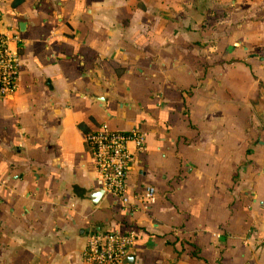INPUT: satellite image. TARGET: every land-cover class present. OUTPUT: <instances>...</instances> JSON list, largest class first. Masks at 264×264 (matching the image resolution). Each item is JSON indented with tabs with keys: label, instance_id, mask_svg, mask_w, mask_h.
Segmentation results:
<instances>
[{
	"label": "crops",
	"instance_id": "1",
	"mask_svg": "<svg viewBox=\"0 0 264 264\" xmlns=\"http://www.w3.org/2000/svg\"><path fill=\"white\" fill-rule=\"evenodd\" d=\"M0 34V264L129 229L131 264H264V0H0ZM101 123L144 133L126 203L88 196Z\"/></svg>",
	"mask_w": 264,
	"mask_h": 264
},
{
	"label": "built area",
	"instance_id": "2",
	"mask_svg": "<svg viewBox=\"0 0 264 264\" xmlns=\"http://www.w3.org/2000/svg\"><path fill=\"white\" fill-rule=\"evenodd\" d=\"M18 58L7 48L0 34V96L13 92L16 87ZM136 149L144 147V133L136 127L128 130L110 129L101 123L85 134V144L90 152L97 179L103 191L127 202L125 175L132 161L127 142ZM134 231H89L86 236L84 258L92 264H119L132 247Z\"/></svg>",
	"mask_w": 264,
	"mask_h": 264
},
{
	"label": "water",
	"instance_id": "3",
	"mask_svg": "<svg viewBox=\"0 0 264 264\" xmlns=\"http://www.w3.org/2000/svg\"><path fill=\"white\" fill-rule=\"evenodd\" d=\"M264 102V101H263ZM257 114L260 118V120L264 123V103H263V107L257 111ZM92 192H90V195L88 196H93V197H99V195L102 193V189L101 188H97V189H92L90 190ZM94 199V198H93ZM133 259L132 254H126L122 259H121V264H131Z\"/></svg>",
	"mask_w": 264,
	"mask_h": 264
}]
</instances>
